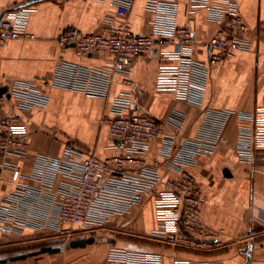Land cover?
I'll list each match as a JSON object with an SVG mask.
<instances>
[{"label": "built area", "instance_id": "built-area-1", "mask_svg": "<svg viewBox=\"0 0 264 264\" xmlns=\"http://www.w3.org/2000/svg\"><path fill=\"white\" fill-rule=\"evenodd\" d=\"M134 1L117 0V12L105 19L102 32L83 34L73 27L59 37L62 47L72 46L80 56H109L104 67L63 62L45 82L49 88L107 96L114 77L123 76L131 92L116 98L113 116L100 124L109 128L111 139L126 154L99 160L70 143L61 156L36 154L34 170L26 175L16 161H24L30 154L27 128L18 116L1 118L0 193L5 184L14 189L0 197V234H23L33 228L49 230L69 242L87 238L106 229L113 219L131 214L150 195L157 226L149 239L203 251L220 246L218 233L202 221V190L187 168L217 152L233 113L204 109L196 134L180 137L188 116L174 111L164 123L173 131L167 133L160 121L139 111L137 102L145 92L131 79V71L137 61L151 58L162 47L158 51L161 62L156 93L202 107L210 70L239 51L251 50L247 24L235 0H191V19L207 11L219 25L208 44L209 61L203 62L196 56L192 29L177 23V0L149 1L147 9L156 16L153 35L133 31L130 15ZM28 16L27 9L5 15L0 49L14 40L35 38L27 31ZM7 95L20 111L49 102L45 90L35 82L14 83L6 94H0V104ZM239 122V160L260 173L264 169V107L240 114ZM153 142H160L161 154L168 168L179 175L177 179L165 178L144 159ZM110 260L117 264H164L161 255L114 246Z\"/></svg>", "mask_w": 264, "mask_h": 264}, {"label": "crops", "instance_id": "crops-1", "mask_svg": "<svg viewBox=\"0 0 264 264\" xmlns=\"http://www.w3.org/2000/svg\"><path fill=\"white\" fill-rule=\"evenodd\" d=\"M116 1L0 0V16L21 9L29 11L27 31L35 37L11 41L0 49V88H11L18 81L35 82L49 98L47 105L31 111L18 110L8 95L0 104V119L18 116L27 128L30 154L26 160L16 161L24 174L33 172L36 154L61 156L65 145L70 143L99 160L126 154L111 139L109 128L100 124L102 119L113 116L116 98L131 92L123 76L114 77L107 96L49 88L45 83L63 62L85 68L106 65L109 56H80L74 47H62L59 37L73 27L83 34L102 32L105 19L117 12ZM149 1H134L130 22L136 34H154L156 16L147 9ZM235 1L247 24L252 48L237 52L210 70L202 107L156 93L161 62L158 51L162 47L151 58L137 61L131 71V79L145 92V97L137 102L139 111L160 121L167 133L173 131L164 123L174 111L188 116L180 137L196 134L204 109L233 113L217 152L211 157H201L196 166L187 168L202 190V221L218 233L220 246L203 251L172 247L149 239L157 226L153 198L149 195L131 214L113 219L102 230L111 247L158 254L164 264H264V169L254 173L251 166L240 162L237 152L239 115L264 107V0ZM177 3L178 25L192 29L196 56L208 62L211 56L208 44L219 30L218 23L207 11L191 19V0H177ZM143 157L165 178L179 177L168 168L160 142H153ZM226 170L229 174H225ZM13 189L12 185L5 184L0 197ZM251 231L253 237L248 235ZM51 233L28 228L23 234H0V244ZM250 246L253 249L249 263Z\"/></svg>", "mask_w": 264, "mask_h": 264}, {"label": "rangeland", "instance_id": "rangeland-1", "mask_svg": "<svg viewBox=\"0 0 264 264\" xmlns=\"http://www.w3.org/2000/svg\"><path fill=\"white\" fill-rule=\"evenodd\" d=\"M91 236L96 237L97 242L86 248L79 249H71L68 245V239L54 235L31 236L21 240L1 242L0 259L28 254L44 245H52L62 247L63 251L56 255L45 254L7 264H117L110 260L111 246L107 242V237L104 236V231L97 232Z\"/></svg>", "mask_w": 264, "mask_h": 264}, {"label": "water", "instance_id": "water-1", "mask_svg": "<svg viewBox=\"0 0 264 264\" xmlns=\"http://www.w3.org/2000/svg\"><path fill=\"white\" fill-rule=\"evenodd\" d=\"M8 12H4L3 14H1L0 16V26L3 22V19L5 17V15ZM7 93V89L6 88H2L0 89V94L3 96L4 94ZM8 98H10V96H7ZM225 174H229V171L226 170ZM97 242L96 237L94 236H90L87 238H80V239H75L69 242V247L71 249H79V248H86L89 245H93ZM252 246L249 247V254H248V262L250 263L251 261V250H252ZM63 251V248L60 246H52V245H44L42 247H40L39 249L29 252L28 254H22V255H17V256H12L9 258H3L0 259V264H7V263H13V262H18V261H24L27 260L28 258L31 257H36V256H41V255H45V254H49V255H56V254H60Z\"/></svg>", "mask_w": 264, "mask_h": 264}]
</instances>
